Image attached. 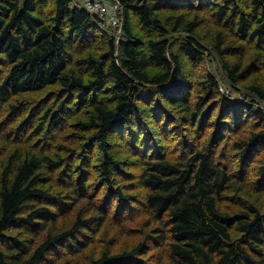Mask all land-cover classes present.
Returning <instances> with one entry per match:
<instances>
[{
	"label": "trees",
	"instance_id": "1",
	"mask_svg": "<svg viewBox=\"0 0 264 264\" xmlns=\"http://www.w3.org/2000/svg\"><path fill=\"white\" fill-rule=\"evenodd\" d=\"M71 1L0 0V264L91 248L82 264H264V83L227 94L209 70L194 94L180 52L202 55L197 23L176 37L183 16L166 15L215 7L247 42L214 43L238 90L264 0H118V34Z\"/></svg>",
	"mask_w": 264,
	"mask_h": 264
},
{
	"label": "rangeland",
	"instance_id": "2",
	"mask_svg": "<svg viewBox=\"0 0 264 264\" xmlns=\"http://www.w3.org/2000/svg\"><path fill=\"white\" fill-rule=\"evenodd\" d=\"M133 11V10H132ZM215 7L212 5H209L207 8H194V9H182V10H175V11H167L166 15H170L172 12L178 13L176 15H182L183 20H180L178 23L179 31L173 32V34L176 35V37H183L187 35H192L189 32L185 30L186 26L191 23L195 22L197 23V29L195 33V37L198 38L199 43L204 47L202 55L195 57V58H187L185 54L179 52L184 60V69L186 68V74L190 78V81H192V89L191 91L198 95L201 93V85L202 83L205 82L206 79V72L211 70L214 74H216L220 80V83L222 84V91L225 93H231L233 95H243V93H246V85L252 84V83H264V49L262 51L257 50V47L254 48V50H251L249 59L244 61V66H248L251 70H254V72L247 74L248 77L239 84V88L234 89L229 81L226 79L227 76L224 75V70L222 68V60L223 58H220L215 51L214 48V43L216 41V38L219 34H223L225 39L227 40L228 43L231 44H236L237 46H244L247 45L246 40L243 41L241 40L240 36L238 34H235L232 29L227 26L225 23L223 24L222 21L219 20V18L214 14L215 12ZM130 20H131V26L134 31V33L138 35H143L144 32L142 31V28L140 26L139 18L136 12H130ZM175 19H173L170 23L169 26L170 28L174 24ZM194 36V35H192ZM245 47V46H244ZM246 48V47H245ZM248 48H246V51ZM227 60L234 62L235 61V56H225ZM259 60V61H256ZM256 61L255 66L253 67L252 64ZM260 62V63H259ZM259 63V64H258ZM258 65L261 67L259 68ZM250 66V67H249ZM256 69V70H255ZM226 77V78H225ZM263 108H264V101H259L258 102ZM170 105V104H168ZM173 110V108H171ZM180 112H176L178 115ZM248 116L246 115V118ZM255 124L254 120H251L247 127H250ZM175 123L173 124L172 128L175 127ZM192 128H189L188 126L186 127L185 130H180L178 135L175 136V141H180L185 139V135H191V130ZM122 138V137H121ZM5 140V135L0 131V143L4 144ZM124 141L126 143L133 141L132 138L128 141L127 138L124 137ZM163 141L166 142V137L163 136ZM115 142V143H114ZM113 145V152L119 153L120 159L122 158L123 160L125 159L126 166L130 164L132 157L131 152L135 149L133 144L130 145V148H125V145L120 144L116 145L117 141H114ZM118 147H122L121 150H117ZM127 150V152L125 150ZM123 150V151H122ZM131 151V152H129ZM261 151H264V148L261 149ZM259 153V152H258ZM128 169V167H127ZM133 170V167H131ZM56 194H66V193H71V190L66 187V185L59 187L53 186ZM81 207L86 206V202L84 201L80 205ZM139 226V225H138ZM114 230V229H113ZM115 231V230H114ZM100 247V244H98ZM94 249H90L86 255L83 253H74V252H69L67 254L68 256H63L61 258H53L52 261H49L52 264H65V261L67 259H71L75 263L82 264L84 263L88 257H90L93 253ZM69 251V250H68Z\"/></svg>",
	"mask_w": 264,
	"mask_h": 264
},
{
	"label": "built area",
	"instance_id": "3",
	"mask_svg": "<svg viewBox=\"0 0 264 264\" xmlns=\"http://www.w3.org/2000/svg\"><path fill=\"white\" fill-rule=\"evenodd\" d=\"M73 8L84 9L92 16L99 17L118 34L123 29L124 5L118 0H72Z\"/></svg>",
	"mask_w": 264,
	"mask_h": 264
}]
</instances>
